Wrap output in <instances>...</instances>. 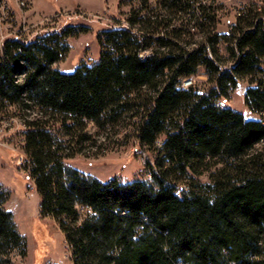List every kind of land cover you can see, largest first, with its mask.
<instances>
[{"label":"trees","instance_id":"16d2710c","mask_svg":"<svg viewBox=\"0 0 264 264\" xmlns=\"http://www.w3.org/2000/svg\"><path fill=\"white\" fill-rule=\"evenodd\" d=\"M197 1L139 0L127 26L98 33L99 58L72 72L53 64L66 53L61 38L85 25L0 50V111L20 108L27 176L73 264H264V124L226 100L249 76L246 105L264 109V9L219 33L225 5L200 2L198 14ZM201 70L204 89L182 86ZM90 122L125 127L151 154L150 178L103 181L69 165ZM10 197L0 181V264L27 252Z\"/></svg>","mask_w":264,"mask_h":264},{"label":"rangeland","instance_id":"374dc122","mask_svg":"<svg viewBox=\"0 0 264 264\" xmlns=\"http://www.w3.org/2000/svg\"><path fill=\"white\" fill-rule=\"evenodd\" d=\"M223 3L226 10L220 13L217 25L219 33L230 31V21L236 18V8L240 3L255 0H217ZM13 19L2 23V30L9 34L7 39L19 35L26 44L43 42L49 35H59L68 26L85 25L88 32L76 37L61 38L66 49L64 59L53 64L64 72H72L81 63H91L99 58L100 46L98 33L104 29L124 27L128 24L131 12L140 5L139 0H8ZM24 2L25 4H22ZM157 0H151V8ZM195 37L194 40H199ZM223 53L225 44H221ZM226 55V54H225ZM196 89L207 86V76L201 70L191 77ZM256 87L249 76L238 81L232 89L227 105L244 113L249 119L257 120L255 110L246 105L247 90ZM26 108V107H25ZM24 108L27 115L33 107ZM18 105H11L0 112V181L10 189L11 197L6 207L13 211L20 232L26 237L27 252L25 255L15 253L8 255L15 264H73L69 245L56 220L45 215L41 209V199L36 191L34 181L29 179L30 162L23 149L21 126L23 120L15 116ZM26 115V114H25ZM16 121H20L19 125ZM86 133L91 136L83 151L75 153L68 159L69 165L81 171L107 181L119 177L122 182L136 178H150L146 155L139 142L122 126H116L107 132L99 131L95 123L90 122ZM91 141L102 142V145ZM91 145V146H89ZM208 180V175L201 177ZM9 264V263H7Z\"/></svg>","mask_w":264,"mask_h":264},{"label":"built area","instance_id":"2783aa9c","mask_svg":"<svg viewBox=\"0 0 264 264\" xmlns=\"http://www.w3.org/2000/svg\"><path fill=\"white\" fill-rule=\"evenodd\" d=\"M200 2L202 3H209L210 1L209 0H201V1H197L194 3V7L196 9V12L199 14V5H200ZM22 4H25L24 2H21ZM250 7H256L258 8V10H263L264 9V0H255V1H250L248 3H240L239 6L236 8V18L234 21H230V28L235 25L236 23V19L238 16H242V15H245L248 11V9ZM11 12H10V7H9V2L8 0H0V50L3 49V45L5 43L7 39V36L9 34H5V32L1 29L2 27V23L3 21L5 20H9L10 19H13L14 17L11 16ZM264 18V16H262ZM193 30H195V28L193 27L192 28ZM19 38V35H15L14 37L12 38H9V39H17ZM263 69H264V65H263ZM264 76V75H263ZM192 84V79L191 78H188V79H185L182 81V86L184 87H187L189 85ZM221 103L224 105L226 103L225 100L221 101ZM1 113V112H0ZM256 115H257V120L262 122L264 124V109L260 110V111H257L256 112ZM2 121V119L0 118V122ZM19 125H21L20 121H16ZM21 126H25V125H21ZM260 146H264V143H260L259 144ZM264 159V158H263Z\"/></svg>","mask_w":264,"mask_h":264},{"label":"bare ground","instance_id":"6f19581e","mask_svg":"<svg viewBox=\"0 0 264 264\" xmlns=\"http://www.w3.org/2000/svg\"><path fill=\"white\" fill-rule=\"evenodd\" d=\"M262 143H264V139H262Z\"/></svg>","mask_w":264,"mask_h":264}]
</instances>
